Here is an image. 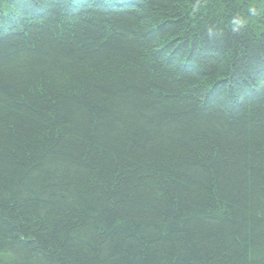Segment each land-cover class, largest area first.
I'll return each mask as SVG.
<instances>
[{"label": "trees", "instance_id": "trees-1", "mask_svg": "<svg viewBox=\"0 0 264 264\" xmlns=\"http://www.w3.org/2000/svg\"><path fill=\"white\" fill-rule=\"evenodd\" d=\"M0 264H264V0H0Z\"/></svg>", "mask_w": 264, "mask_h": 264}]
</instances>
